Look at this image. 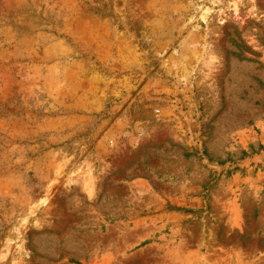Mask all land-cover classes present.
Segmentation results:
<instances>
[{
  "label": "rangeland",
  "instance_id": "rangeland-1",
  "mask_svg": "<svg viewBox=\"0 0 264 264\" xmlns=\"http://www.w3.org/2000/svg\"><path fill=\"white\" fill-rule=\"evenodd\" d=\"M0 264H264V0H0Z\"/></svg>",
  "mask_w": 264,
  "mask_h": 264
}]
</instances>
